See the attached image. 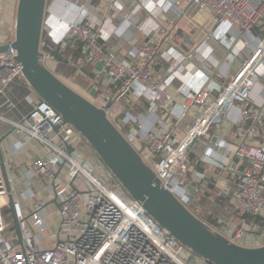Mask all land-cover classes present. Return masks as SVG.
<instances>
[{
    "label": "built area",
    "instance_id": "2783aa9c",
    "mask_svg": "<svg viewBox=\"0 0 264 264\" xmlns=\"http://www.w3.org/2000/svg\"><path fill=\"white\" fill-rule=\"evenodd\" d=\"M79 1L76 0L75 5L80 10V19L69 24L67 39L74 43H86L83 64H102V71L114 83H121L118 95L107 91L94 103L99 107L108 102L116 104L140 84L144 88L142 95L148 102L150 114L169 112L175 101L168 88L185 57L161 53L155 40L159 36L158 31L151 33L149 36L152 37L145 42L132 46L124 59L107 53L97 31L102 24V16L98 18L90 13L92 4L97 0H82V5ZM99 1L107 2L109 9L119 14L131 2ZM184 2L198 10L213 11L218 30L235 28L244 37L252 36L253 30L264 19V0ZM96 10L103 12L101 8ZM125 20L130 24L129 18ZM61 43L64 44L63 41L55 44ZM44 48L51 47L44 42L41 44L44 63L53 71L57 62L49 52L43 51ZM263 57L264 38L217 99L212 98L211 85L184 93L178 122L184 123L191 112L196 114L184 139L173 138V130L167 128L164 120L159 121L164 131L154 128L145 134L135 130L124 134L136 148L138 140L146 139V150H137L158 179L184 205L189 206L193 196L190 189L191 151L197 148L202 138L212 142V126L226 117L235 126L237 144L231 146L216 142L215 148L203 159L213 163L212 156L215 154L217 161L224 156L238 158L241 163L247 164L233 192L234 209L241 216H264V125L257 128L253 124L259 121V115L249 109L253 90L260 85L259 71ZM162 58L170 63V76L154 82V70ZM102 71L98 72V76ZM20 78H24L23 68L16 61V52L9 50L1 54L0 96ZM28 101L32 105L30 114L21 121L11 122L16 140L11 152L17 154L33 143L40 144L41 149L30 159L26 181L30 188L35 189L30 196L34 202L29 205L20 199L14 177L6 171V178L0 167V264H214L196 255L159 225L143 205L128 194L101 160L90 162L84 149L85 145H90L74 127L64 125L62 115L51 105L32 96L28 97ZM236 104L240 106L236 107L239 116L233 118L229 109ZM253 105L263 108L264 100ZM107 114L119 127L118 113L112 108L107 110ZM0 121L7 119L0 114ZM56 127H60L58 131ZM68 145L74 147L72 153L68 152ZM1 149L4 156L3 143ZM221 151L224 153L221 154ZM4 162L9 170L13 158L4 156ZM39 179L44 182V186L41 184L43 190L35 185ZM6 196L11 198L21 238L11 230L7 220L2 206V199ZM49 220H53L52 225ZM51 230L52 245L47 248L42 234ZM250 230L243 220L240 227L218 233L231 243L243 246L245 235Z\"/></svg>",
    "mask_w": 264,
    "mask_h": 264
},
{
    "label": "crops",
    "instance_id": "0c3cea01",
    "mask_svg": "<svg viewBox=\"0 0 264 264\" xmlns=\"http://www.w3.org/2000/svg\"><path fill=\"white\" fill-rule=\"evenodd\" d=\"M18 1L0 0V45L15 38ZM108 6L107 2L99 3L104 14L98 29L107 53H114L124 59L129 55L132 46L145 42L152 37L149 36L151 33L158 31L159 36L155 40L161 53L181 54L185 57L168 88V93L175 101L169 112L150 114L147 100L142 95L144 88L140 84H137L124 99L114 104L113 110L119 116L118 125L126 133L135 130L145 134L154 128L164 131L159 123L160 120H164L167 128L173 130V138L184 139L196 117V114L191 112L184 123L178 122L177 116L181 111L184 93L211 85L212 98H219L243 67L246 59L252 55L260 40L264 38L262 34L264 19L253 30L252 36L244 37L235 28L218 30L217 17L213 11L190 7L184 0H131L120 14L109 9ZM79 17L80 10L71 1L53 0L48 3L44 32L53 42L63 41L66 44L65 41H69L68 26L78 21ZM126 18L127 20L129 18L130 24L126 22ZM256 29L258 32H255ZM221 40L223 43L220 42ZM95 67L97 72L102 71L98 69V65ZM169 68L170 63L162 58L154 70V82L167 79L170 76ZM259 72L260 85L254 88L249 105V109L259 115V121L253 123L257 128L264 125V107L257 108L253 105L254 102L262 103L264 100V57ZM101 75L106 88L104 93L109 91L115 96L118 95L119 88L114 91L117 83H114L109 75H105V72L102 71ZM30 96L39 99L24 78L15 80L8 86L5 94L0 96V114L7 119L0 121V137H5L12 130L14 131L11 122L21 121L30 114L32 111V105L28 101ZM236 107H240L239 104L229 109L233 118L239 116ZM211 136L212 142L200 140L197 150L193 151L190 180L193 194L191 207L192 211L209 226L223 232L226 229L240 227L244 220L243 216L234 209L233 192L247 164L242 170V163L230 157L222 156L221 160L217 161L214 154L213 163H207L203 159L211 149L215 148L216 142H225L231 146L237 144L238 138L233 122L223 117L220 123L212 128ZM15 141L12 132L3 142L5 158H13V163L9 170L6 168V171L14 177L20 199L32 205L34 198L30 196L35 189L30 188L26 181L31 166L30 159L41 147L36 142L13 154L11 148L16 144ZM136 146L139 150L145 151L146 139L138 140ZM88 147V145L84 146L86 149H89ZM223 153L221 151V154ZM35 185L44 189L39 181H36ZM250 229L257 233H250V230L245 235L243 246H263L264 228L255 229L250 226Z\"/></svg>",
    "mask_w": 264,
    "mask_h": 264
},
{
    "label": "water",
    "instance_id": "95a60500",
    "mask_svg": "<svg viewBox=\"0 0 264 264\" xmlns=\"http://www.w3.org/2000/svg\"><path fill=\"white\" fill-rule=\"evenodd\" d=\"M47 8L48 0H19L15 38L0 45V55L9 50L16 52V61L21 64L23 77L32 91L62 115L64 125H71L85 138L128 194L179 242L214 264H264V245L247 247L231 243L164 186L137 148L108 117L107 110L113 108V102L97 106L46 66L41 44ZM102 68V64L98 65L99 70ZM59 128L56 127V131ZM12 132L0 137V167L6 178L1 147ZM67 150L72 153L74 147L68 145ZM12 213L21 238L13 208ZM20 244L23 249L22 242Z\"/></svg>",
    "mask_w": 264,
    "mask_h": 264
},
{
    "label": "trees",
    "instance_id": "16d2710c",
    "mask_svg": "<svg viewBox=\"0 0 264 264\" xmlns=\"http://www.w3.org/2000/svg\"><path fill=\"white\" fill-rule=\"evenodd\" d=\"M255 32H258L257 29ZM262 34L264 35V31L262 32ZM42 42L50 45L51 49L44 48L43 51L49 52L51 56L53 57V59L57 62V65L55 69L53 70V72L59 78H61L66 84H67V81H69V79H71L72 77H76V79L81 81L82 83L81 85L84 88H87L89 86L90 91L92 90V87L95 86L97 88V91L94 94L91 93L90 97L88 98L92 102H94V100H96L100 95L104 93L106 88L104 86L103 76L102 75L98 76V72L94 65L82 63L86 58V52H85L86 43H83L80 41H77L76 43H74L73 41H65L66 44H62V43L55 44L46 32H44L43 34ZM97 78H100V80H98V82L96 83ZM120 85L121 83H117L116 87L114 88V91L120 88ZM120 131L123 134H126V131L121 128H120ZM193 157L194 156L190 154L191 164H192ZM236 160L240 162L238 158H236ZM245 167H246V164L242 163V166H241L242 170ZM188 207L190 208V210H193L191 207V203L189 204ZM243 219L252 228L253 227L255 229L264 228V216L263 217L262 216H259V217L243 216ZM211 228L214 232H220V230H217L213 227ZM11 230H13V225H11Z\"/></svg>",
    "mask_w": 264,
    "mask_h": 264
},
{
    "label": "rangeland",
    "instance_id": "374dc122",
    "mask_svg": "<svg viewBox=\"0 0 264 264\" xmlns=\"http://www.w3.org/2000/svg\"><path fill=\"white\" fill-rule=\"evenodd\" d=\"M53 0H48V3H51ZM68 1H71L72 3H76V0H68ZM82 3H83V1L82 0H80L79 1V5H82ZM99 3H100V1L99 0H97V1H95L93 4H92V7L90 8V13L91 14H94L95 16H98V18L100 17V16H102L103 15V12H100V13H102V14H100L99 12H97V8H100L99 7ZM109 7V6H108ZM102 11V10H101ZM101 19V18H100ZM103 19H101V21H102ZM221 43H223V41L221 40L220 41ZM98 80H100V78H97V81H96V83L98 82ZM67 84L70 86V87H72L74 90H76L77 92H79L81 95H83L84 97H86L87 99L90 97V95H91V93L93 92V94L97 91V88L94 86V87H92V92L89 90V86L87 87V88H84L81 84V81L80 80H78V79H76V77H72L71 79H69V81H67ZM84 84V83H83ZM96 100H94V102H95ZM214 126H212V128H213ZM212 128H211V130H210V132H212ZM201 140H204L203 138L201 139ZM88 144V143H87ZM200 144V143H199ZM89 149H86V148H84L85 150H87V151H85L86 152V157H87V159L90 161V162H97L98 160H100L99 158H98V156L96 155V153L94 152V150L89 146L88 147ZM194 150H197L196 148H194V149H192V151H191V154L192 155H194L193 154V151ZM197 152V151H196ZM43 186H44V182L41 180V179H39L38 180ZM2 206L4 207V209H5V213H6V215H7V220L10 222V224L11 225H13V232L15 233V234H17V230H16V226H15V223H14V218H13V214H12V206H11V198L9 197V196H6V197H4L3 199H2ZM50 211L52 212L53 211V209H50ZM53 221V220H52ZM51 220H49V224L50 225H52V222ZM51 232H52V230L50 231V232H44L43 234H42V236H43V238H44V246L45 247H47V248H50L51 247V245H52V240H51ZM250 233H257L256 231H250Z\"/></svg>",
    "mask_w": 264,
    "mask_h": 264
}]
</instances>
